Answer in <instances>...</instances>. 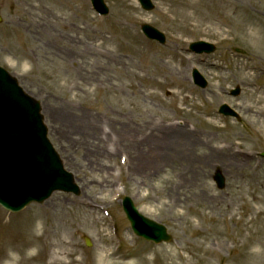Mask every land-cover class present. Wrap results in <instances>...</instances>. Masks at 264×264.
Wrapping results in <instances>:
<instances>
[{"label": "rangeland", "instance_id": "rangeland-1", "mask_svg": "<svg viewBox=\"0 0 264 264\" xmlns=\"http://www.w3.org/2000/svg\"><path fill=\"white\" fill-rule=\"evenodd\" d=\"M105 1L110 12L101 18L90 0H0V66L41 103L48 137L80 188L78 196L56 191L19 213L0 206V237H16L58 199L67 232L46 241L55 244L47 260L55 251L63 264H77L65 253H76L79 264H104L111 249L124 255L122 264H264V253L248 258L254 247L264 252V211L257 212L264 210V0H153L151 12L138 0ZM144 23L163 31L167 44L148 40ZM244 31L256 42H244ZM199 40L217 52L190 53ZM193 68L207 88L193 83ZM236 86L242 93L235 98ZM223 102L243 120L221 116ZM182 122L197 135L192 155L176 145L189 137L164 132ZM156 128L170 148L157 136L154 146L144 144ZM228 149L239 157L232 163ZM142 153L134 171L141 159L130 158ZM216 169L224 190L213 180ZM128 195L167 226L170 242L133 234L121 206ZM257 198L262 204L252 211Z\"/></svg>", "mask_w": 264, "mask_h": 264}, {"label": "water", "instance_id": "water-1", "mask_svg": "<svg viewBox=\"0 0 264 264\" xmlns=\"http://www.w3.org/2000/svg\"><path fill=\"white\" fill-rule=\"evenodd\" d=\"M140 1L146 9L153 7L149 0ZM92 2L99 13H108L103 0ZM143 30L148 37L165 41L164 36L152 27L144 25ZM192 48L197 52L214 50L204 42L193 44ZM196 75L197 82L206 86L204 79ZM238 92L239 89L234 93ZM223 112L234 114L225 108ZM58 157L47 140L39 104L0 69V203L18 211L31 201L47 199L56 189L78 193L71 175L63 169ZM24 160L31 161L24 165ZM216 179L219 187H224L223 177L218 174ZM123 206L131 226L140 236L156 243L171 239L166 227L140 215L130 198L125 199Z\"/></svg>", "mask_w": 264, "mask_h": 264}, {"label": "bare ground", "instance_id": "bare-ground-1", "mask_svg": "<svg viewBox=\"0 0 264 264\" xmlns=\"http://www.w3.org/2000/svg\"><path fill=\"white\" fill-rule=\"evenodd\" d=\"M254 35L255 34L253 32L244 31V36H246L244 42L250 43V44L255 43L256 37ZM254 66L255 64H251V65L248 64V65H245L244 67H246V70H250V69L252 70ZM262 91L264 92V88L262 89ZM44 122L46 123L45 118H44ZM156 130L157 128L151 132V135L147 136L144 139V144L148 143L149 144L148 146H151V145L154 146L155 142H162L163 144H166L167 147L170 148V144H167V141L164 140L165 137H163L162 135L161 136L156 135ZM164 132H166L167 134H172L175 132L179 135L184 136L185 138L189 137L187 138V141H180L181 143H176V145L179 146L178 149L182 148L183 150H186V151L191 150L190 154L191 155L194 154L193 151L196 150V147L198 145L197 144L198 141L196 140L197 135L195 131L193 132L190 128L187 127L185 122L175 123L173 127L169 128L168 130L166 129V131L164 130ZM154 136H157L156 137L157 140L155 142H152V140L153 141L155 140ZM123 140L127 141L128 139L125 138ZM133 141L137 143V140L133 139ZM162 143H160V145ZM172 150L173 148L171 149V151ZM152 151L149 155L144 156V162L148 165L150 162H153V158L151 157ZM171 151L168 150L167 152L165 151L159 154L162 157L170 156ZM228 152H230L229 155L232 156L231 158H227L228 162L232 163L234 161L232 159L239 158L238 156H235V154L233 153L231 154L232 152L231 149H228L227 152H225V154L228 155ZM142 155H144V153L139 154L138 156L136 155L135 160L133 157H131L132 160L130 158L131 163L132 162L136 163L138 160L141 159V162H138V164L137 163L134 164L135 166L134 171L139 170L142 167L141 166L142 161H143ZM175 155H178L177 151L175 152ZM175 157H178V156H175ZM188 157H189L188 160H190L193 165L195 162H193L192 156H188ZM177 159H180V157H178ZM192 167H196V166H192ZM257 169H259V167H256V172L254 173L255 176L258 175ZM57 200L58 199H53L52 202L44 205L43 208L45 210L39 213V218L37 219V221L32 224H29L28 227L25 226L24 224L23 225L24 229L21 232H18L19 234L16 237L15 235L17 234V232L9 233V234L7 233V237L4 235L0 237L2 238L0 239V264H63L62 260L59 259L58 253H56L55 251L51 253L52 255H50V260L45 259V254H46L48 247L50 248L55 247V244L53 242L52 243L48 242V244H45L46 241H51L52 238L54 239V238L61 236V233L63 230L64 232L65 231L67 232L66 228L65 229L63 228L62 223L61 222L58 223V220L60 221L63 218V216H65L62 214H63V210H66V205L65 203L61 201H57ZM260 204H262V201L259 200V198H257L255 199L253 203L248 204V206H249V209L253 211L254 209H259L257 208V206ZM263 211H264L263 209H259L257 212L260 213ZM43 220H47L48 222H50V225L45 227ZM260 229H262L261 231L264 232V226L259 223L258 232ZM117 253L119 252L117 251L114 252L111 249L106 250V252L104 253L102 257V262H104V264H122L121 260L122 258H124L123 257L124 255L117 254ZM263 253L264 252L259 251V255ZM65 254H67V256L69 257L73 256L71 260L72 262L77 263V264L81 263V259L75 258L76 253H65ZM55 255L57 257L56 259H54ZM256 255L253 252L252 254H248V258L254 259Z\"/></svg>", "mask_w": 264, "mask_h": 264}, {"label": "clouds", "instance_id": "clouds-1", "mask_svg": "<svg viewBox=\"0 0 264 264\" xmlns=\"http://www.w3.org/2000/svg\"><path fill=\"white\" fill-rule=\"evenodd\" d=\"M251 251H252V252H259L260 249H259L258 247H254V248L251 249Z\"/></svg>", "mask_w": 264, "mask_h": 264}]
</instances>
